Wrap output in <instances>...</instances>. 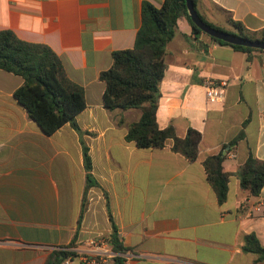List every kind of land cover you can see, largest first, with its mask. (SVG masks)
<instances>
[{
  "label": "crops",
  "instance_id": "crops-1",
  "mask_svg": "<svg viewBox=\"0 0 264 264\" xmlns=\"http://www.w3.org/2000/svg\"><path fill=\"white\" fill-rule=\"evenodd\" d=\"M143 1L163 3L0 0V30L49 46L83 87L86 103L76 116L82 133L66 123L47 135L13 96L22 78L0 69V264H65L54 259L58 248L79 251L87 238L108 239L111 220L128 264H264L242 250L249 233L264 246V186L247 197L237 175L249 154L264 160V52L194 35L179 17L155 117L180 138L197 130V156L173 151L172 139L161 148L137 147L125 136L141 110L106 109L99 74L110 67L112 51L133 46ZM196 8L218 25H225L224 10L249 30L264 28V0H199ZM207 79L227 80L222 101L206 100ZM220 151L228 175L222 203L203 166Z\"/></svg>",
  "mask_w": 264,
  "mask_h": 264
},
{
  "label": "trees",
  "instance_id": "trees-1",
  "mask_svg": "<svg viewBox=\"0 0 264 264\" xmlns=\"http://www.w3.org/2000/svg\"><path fill=\"white\" fill-rule=\"evenodd\" d=\"M192 2L198 16L208 25L243 38L264 42V28L258 31L249 30L224 10L225 25L215 24L197 10L199 0ZM181 16L187 18L194 35L205 34L188 17L185 0H163L160 7L143 1L141 25L136 32L133 46L112 51V63L110 67L100 72L99 79L105 84L102 100L106 109L141 110L139 119L127 129L125 136L127 140L133 141L140 148H161L168 139H172L173 151L194 160L197 156L200 133L189 128L185 137L180 138L171 126L159 128L155 117L160 97L158 85L166 67L167 44L173 38L177 20ZM210 38L236 50L248 53L264 52L261 49ZM0 69L22 78L23 81L14 90L13 96L45 134L54 133L66 123L82 133L76 123V116L86 106L83 87L67 76L60 58L49 46L22 40L13 31L1 29ZM242 134L239 133L236 139ZM224 157L225 154L220 151L203 161L206 179L220 203L225 201L227 194L228 175L222 168ZM83 164L87 185H92L94 181L91 175V159L85 145ZM237 175L242 193L247 197L258 195L264 186V160L249 154L238 169ZM111 228L108 241L115 252H123L125 248L112 220ZM242 250L254 254L257 262L264 263V246L254 233L244 236ZM68 255L73 253L58 250L54 253V259L61 261ZM114 264H122V259L115 257Z\"/></svg>",
  "mask_w": 264,
  "mask_h": 264
},
{
  "label": "built area",
  "instance_id": "built-area-1",
  "mask_svg": "<svg viewBox=\"0 0 264 264\" xmlns=\"http://www.w3.org/2000/svg\"><path fill=\"white\" fill-rule=\"evenodd\" d=\"M228 82L225 79H207L204 82L205 97L210 103L222 101ZM83 247L81 250L75 248H58L57 250L73 253L65 257V264L72 256H77L79 264H114L115 257L122 256V264H128L131 255L127 251L115 252L108 239L103 236H95L81 241Z\"/></svg>",
  "mask_w": 264,
  "mask_h": 264
},
{
  "label": "water",
  "instance_id": "water-1",
  "mask_svg": "<svg viewBox=\"0 0 264 264\" xmlns=\"http://www.w3.org/2000/svg\"><path fill=\"white\" fill-rule=\"evenodd\" d=\"M186 1V10L188 17L190 18L191 22L196 25L203 33L207 34L210 37L215 39H219L228 43L247 46L252 48L261 49L264 51V42L260 40H250L247 38H243L237 36L235 34L229 33L227 31H222L217 28H214L204 21L198 16L197 11L193 5L192 0H185Z\"/></svg>",
  "mask_w": 264,
  "mask_h": 264
}]
</instances>
